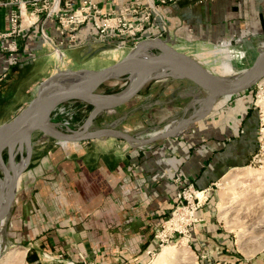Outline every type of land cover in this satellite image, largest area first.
Masks as SVG:
<instances>
[{"label": "crops", "instance_id": "crops-1", "mask_svg": "<svg viewBox=\"0 0 264 264\" xmlns=\"http://www.w3.org/2000/svg\"><path fill=\"white\" fill-rule=\"evenodd\" d=\"M123 1L146 2L103 0L100 6L104 11L116 9ZM157 8L159 15L152 17L142 38L166 39L175 48L190 55L194 54L192 50H202L198 56L206 58L204 48L228 42L235 36H243L242 44L234 49L245 47L236 53H240L242 59L245 56V60H253L254 50L252 45L248 46L251 44L249 41H252L250 38L264 39V0H177L175 3L160 4ZM1 11L0 28H4L5 12ZM79 32L80 46L72 48L87 50L89 54L100 48L94 54L111 50L105 49L104 44L113 43H99L89 36L87 30L84 34ZM34 41L33 54L40 49L36 42L38 39ZM230 48L233 47L219 46L212 49H220L216 52L220 54ZM48 54L57 59L53 54ZM42 65L35 56L33 60L6 68L3 75L0 69V125L17 114L36 94L38 85L55 74L59 67V64L45 65L44 68ZM34 70L40 73L38 78H33ZM220 71L231 73L233 69L225 66ZM153 81L129 100L142 101V109L138 111L141 115L137 119L141 124L159 123L172 117L169 110L171 105L164 92L185 83L167 82L166 79ZM151 96L152 100H149ZM78 102L90 106L82 101L64 104ZM121 107L104 111L96 118L105 113L114 119ZM255 109L252 107L251 110L247 95L218 98L202 125L188 129L181 136L167 137L152 145L133 146L116 138L68 143H59L50 138L48 142H43L45 139L39 141V137L40 143L33 142L29 167L23 174L20 195L23 202L20 205L26 208V204L33 208V214L44 216L56 214L62 205L69 208L85 206L86 197L105 196L106 192H112L116 211L132 209L136 214L140 212L142 218L149 216V220L143 222L153 223L146 228L151 232L161 220V214L169 210L178 186L176 178L192 182L197 188H206L228 169L241 167L249 160L257 144L258 120ZM218 124L223 125L219 127ZM8 165L13 171L12 161ZM35 221L39 226L36 229L41 230L44 219ZM27 223L30 226V222ZM45 223L48 222L45 220Z\"/></svg>", "mask_w": 264, "mask_h": 264}, {"label": "rangeland", "instance_id": "rangeland-1", "mask_svg": "<svg viewBox=\"0 0 264 264\" xmlns=\"http://www.w3.org/2000/svg\"><path fill=\"white\" fill-rule=\"evenodd\" d=\"M47 27L51 28V25L48 24ZM87 28V25H83L79 33H86ZM250 40L252 41H249L251 44L248 46L252 45L254 50L252 57L254 55L256 57L258 48L264 47V39L253 37ZM240 44L242 42L232 43L230 47L233 48L221 49L223 52L220 54L216 53L220 49H212L213 44L203 49L205 53L207 52L206 58L198 56L202 50H192L191 53H194L192 55L214 73L221 76H237L254 60L252 58L245 60V56L242 59L240 53H236L245 48L234 49ZM104 47L111 50L104 54H94L98 53L100 48L89 54L87 50L64 47L63 62L61 60L58 62L49 55L50 48L47 46H40L34 54L36 60L43 64V68L45 65L59 64L58 71L78 68L100 69L122 58L132 44L126 43L124 47L119 48L114 44L106 43ZM225 66L231 67L233 71L231 73L220 71V68ZM39 74L34 70L33 78H38ZM166 80L185 82L184 85L171 87L169 91L164 92L171 105L169 110L172 117L159 123L141 124L137 119L141 115L138 111L142 109V101L139 103L129 101L121 105L114 119L113 116H107L105 113L95 118L92 128L105 127L117 118L121 119L114 128L139 138L176 132L179 128H184L190 117L198 115L200 110L204 109L210 94L192 86V83L184 79ZM260 81L249 91L239 94V96H248L251 110L252 107L256 108L258 120L256 148L243 166L228 169L213 182L215 184L208 185H211L212 189L205 203L196 210V217L201 220L195 225H187L184 230L174 232L168 241L161 242L154 235L163 229L162 222L171 217V211L174 209L171 208L173 200L169 204V214L163 216L154 225L153 231L148 232L146 228L153 223L145 224L143 220L147 221L150 217L142 218L140 212L136 211L138 212L136 214L132 209L116 211L112 192H106V197H86L85 206L69 208L62 205L56 214L44 216L33 214L32 207L29 208L25 204V208L20 205L23 202L20 199L23 174L29 167L28 162L21 177L18 178L11 209L0 222V264H264V81ZM106 83L100 87L101 91L117 92L126 85L127 79L121 77ZM152 97L149 100H152ZM90 109L91 105L79 102L62 104L55 109L52 119L59 121L64 127H76L81 125ZM196 118L197 116L194 117ZM204 120H207L206 115L190 122L180 133H173L168 137L181 136L188 129L202 125ZM218 125L220 127L223 124ZM40 136V133H33L31 141H38ZM163 139L157 138L147 145ZM42 140L44 139L39 141ZM49 140L50 138H45L43 142ZM16 148L13 159L19 164L26 156V149L23 147L16 151ZM3 159L6 163L9 160L6 151L3 153ZM0 177H4L1 169ZM4 190H8L7 186ZM38 219H44L41 230L36 229L39 228L35 221ZM129 219L132 220L127 221ZM45 220L48 223H45ZM28 221L30 226H27ZM149 233L153 234L154 241L144 249L142 244ZM29 248L36 251L38 259L34 263L26 260ZM15 250L26 251L23 262L9 259L10 254ZM147 250L151 252L146 253Z\"/></svg>", "mask_w": 264, "mask_h": 264}, {"label": "water", "instance_id": "water-1", "mask_svg": "<svg viewBox=\"0 0 264 264\" xmlns=\"http://www.w3.org/2000/svg\"><path fill=\"white\" fill-rule=\"evenodd\" d=\"M69 74L77 76L78 79L74 82L63 81L62 78ZM81 75L83 77H80ZM121 77L127 79L121 90L110 93L100 90L107 81ZM167 78L184 79L192 83V86L209 92L212 100L201 115L205 116L218 98L244 93L264 78V47L258 48V54L252 64L237 76H221L214 73L195 56L175 48L168 40L160 37L144 38L135 42L122 58L100 69L57 70L38 85L36 94L17 114L0 125V162L3 165L14 161L15 147L16 151L23 147L26 149V156L20 162H23L22 167L13 175V183L0 218L11 209L18 178L29 162L33 146L31 138L35 132L41 133L40 139L52 138L59 143L116 138L133 146L146 145L157 138L172 136L173 133H162L139 138L114 128L121 118L113 120L105 127L92 128L97 115L125 104L137 96L149 82ZM69 101H82L91 105L87 116L77 129L64 127L52 120L55 109ZM196 119L189 118L190 122ZM4 151L9 155L7 163L3 159Z\"/></svg>", "mask_w": 264, "mask_h": 264}, {"label": "built area", "instance_id": "built-area-1", "mask_svg": "<svg viewBox=\"0 0 264 264\" xmlns=\"http://www.w3.org/2000/svg\"><path fill=\"white\" fill-rule=\"evenodd\" d=\"M103 0H0V9L5 12V27L0 28V69L3 71L33 60L34 40L39 46L50 48L61 62L64 61V47L80 46L78 32L83 25L91 38L113 43L119 48L126 43L133 44L142 38L147 24L159 11L160 4L175 3L177 0H146L144 3L123 1L116 9L104 11L100 6ZM48 24L51 28H48ZM36 36V38H35ZM243 36H235L228 42L214 44V47L231 46L243 42ZM263 120L262 117H260ZM261 131V128L259 129ZM177 179V189L173 198L171 217L162 222L161 232L155 238L168 241L174 232L184 230L187 225H195L196 210L202 206L212 189L211 185L197 189L192 182ZM215 184V183H212ZM199 194L201 196H199ZM176 204V205H174ZM179 227L167 225L178 217ZM151 252L147 250L146 253Z\"/></svg>", "mask_w": 264, "mask_h": 264}, {"label": "bare ground", "instance_id": "bare-ground-1", "mask_svg": "<svg viewBox=\"0 0 264 264\" xmlns=\"http://www.w3.org/2000/svg\"><path fill=\"white\" fill-rule=\"evenodd\" d=\"M80 77H83V75H81ZM77 79H78V77L77 76H74L72 74L65 75L62 78V80L63 81H66V82H74ZM262 81H264V78L260 82H262ZM201 90H203V89H201ZM203 91H205V90H203ZM205 92H207V91H205ZM207 93H209V92H207ZM211 100L212 99H211V96H210L209 97V100H208V103L204 107V109H201L200 112L198 113V115H194V116H192V118L194 119V117H196V116L197 117H200L201 115H203L204 114V111L208 108L209 104L211 103ZM189 122H190V120L188 119L187 124L185 125L184 128H179L176 132H169L168 134H171V133H174V134L175 133H180L182 131V129L185 130V128L187 127V125L189 124ZM158 135H160V134H158ZM154 136H156V135H154ZM149 137H151V135ZM12 163L14 164L13 171L10 170V166L9 165H7V164L3 165L0 162V169L4 173V177L3 178L0 177V184H1V189H0V215H1L2 210H3V208H4L5 204H6V201H7V198H8V195H9V188L11 187V185L13 183V175L18 172V170L20 169V167H22V164H23V162L20 163V164H17L15 161H12ZM6 186L8 188L7 191L4 190ZM199 196H201V195L199 194ZM181 215L182 214L178 215V217L173 218L171 221H169L167 223V225L170 226V228H171V225L170 224H173L175 227H179V224H178L177 220H178L179 217H181ZM1 219H2V217L0 218V222H1ZM25 254H26V251L15 250V251H13L10 254L9 259L10 260L11 259H17L20 262H23L24 257H25Z\"/></svg>", "mask_w": 264, "mask_h": 264}, {"label": "trees", "instance_id": "trees-1", "mask_svg": "<svg viewBox=\"0 0 264 264\" xmlns=\"http://www.w3.org/2000/svg\"><path fill=\"white\" fill-rule=\"evenodd\" d=\"M252 89V87L250 88ZM250 89H248L247 91H249ZM167 214H169V210H166L164 213L161 214V217H165ZM154 241V238H153V234H149L147 239L145 240V242L142 244V247L145 249L147 248L152 242ZM37 254H36V251L33 250L32 248H29L28 249V252L26 254V260L29 262V263H34L36 260H37Z\"/></svg>", "mask_w": 264, "mask_h": 264}]
</instances>
